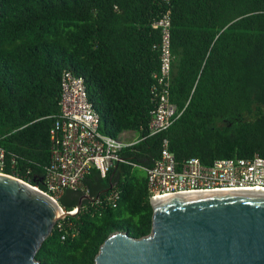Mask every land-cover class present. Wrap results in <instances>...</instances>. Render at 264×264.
Instances as JSON below:
<instances>
[{
    "label": "trees",
    "instance_id": "trees-1",
    "mask_svg": "<svg viewBox=\"0 0 264 264\" xmlns=\"http://www.w3.org/2000/svg\"><path fill=\"white\" fill-rule=\"evenodd\" d=\"M165 14L170 96L182 114L125 148L128 163L106 176L93 169L87 191L64 192L65 211L82 206L45 239L36 254L43 264H96L110 234L151 233L147 171L164 139L179 165L191 157L204 164L264 157V0H0V146L6 172L42 190L65 72L84 80L102 132L147 134L161 64L162 33L153 24Z\"/></svg>",
    "mask_w": 264,
    "mask_h": 264
},
{
    "label": "water",
    "instance_id": "water-1",
    "mask_svg": "<svg viewBox=\"0 0 264 264\" xmlns=\"http://www.w3.org/2000/svg\"><path fill=\"white\" fill-rule=\"evenodd\" d=\"M151 203V233L110 234L96 264H264V191L183 193ZM81 206L65 211L34 185L0 174V264H43L36 258L43 242Z\"/></svg>",
    "mask_w": 264,
    "mask_h": 264
},
{
    "label": "built area",
    "instance_id": "built-area-1",
    "mask_svg": "<svg viewBox=\"0 0 264 264\" xmlns=\"http://www.w3.org/2000/svg\"><path fill=\"white\" fill-rule=\"evenodd\" d=\"M153 27L160 28L162 33L161 64L160 71L155 74V103L147 134L124 130L113 137L102 132L100 114L88 97L84 80L73 72L63 74L60 115L50 131L51 162L45 178L46 190H42L39 184L34 185L57 202L66 190L87 191L84 180L93 169L106 176L118 163H128L122 155L125 148L167 130L182 114L170 96L173 62L170 15L165 14L155 21ZM7 167L6 151L0 146V174L24 180L14 172H6ZM11 167L14 168V163ZM147 187L151 200L224 189L264 191V157L259 154L225 157L212 164L191 157L179 165L169 149V140L164 139L160 157L147 171ZM117 196L118 192L112 191L108 199L115 201Z\"/></svg>",
    "mask_w": 264,
    "mask_h": 264
},
{
    "label": "bare ground",
    "instance_id": "bare-ground-1",
    "mask_svg": "<svg viewBox=\"0 0 264 264\" xmlns=\"http://www.w3.org/2000/svg\"><path fill=\"white\" fill-rule=\"evenodd\" d=\"M217 191H242V190L224 189V190H217ZM190 193H200V192H190ZM157 199H159V198H157Z\"/></svg>",
    "mask_w": 264,
    "mask_h": 264
},
{
    "label": "rangeland",
    "instance_id": "rangeland-1",
    "mask_svg": "<svg viewBox=\"0 0 264 264\" xmlns=\"http://www.w3.org/2000/svg\"><path fill=\"white\" fill-rule=\"evenodd\" d=\"M138 173L139 174H144V173H146V171L144 169H142V168H139Z\"/></svg>",
    "mask_w": 264,
    "mask_h": 264
}]
</instances>
